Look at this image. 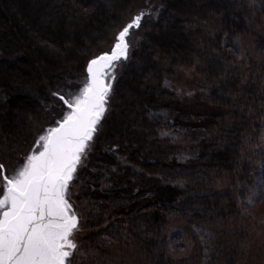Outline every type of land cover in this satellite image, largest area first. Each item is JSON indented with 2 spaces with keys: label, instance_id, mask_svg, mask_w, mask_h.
I'll return each mask as SVG.
<instances>
[{
  "label": "trees",
  "instance_id": "16d2710c",
  "mask_svg": "<svg viewBox=\"0 0 264 264\" xmlns=\"http://www.w3.org/2000/svg\"><path fill=\"white\" fill-rule=\"evenodd\" d=\"M134 1L0 0V158L28 146L46 88L109 45ZM253 8L158 0L71 183L89 264L106 238L135 264H264L252 242L264 235V10ZM244 40L256 59L239 53ZM183 69L199 77L184 103Z\"/></svg>",
  "mask_w": 264,
  "mask_h": 264
},
{
  "label": "snow or ice",
  "instance_id": "6c2138e0",
  "mask_svg": "<svg viewBox=\"0 0 264 264\" xmlns=\"http://www.w3.org/2000/svg\"><path fill=\"white\" fill-rule=\"evenodd\" d=\"M142 18L136 15L115 35L110 51L87 63L77 94L53 93L66 114L39 136L22 166L0 175V264H70L79 221L67 198L69 185L107 111L112 86L106 81L128 59V38Z\"/></svg>",
  "mask_w": 264,
  "mask_h": 264
},
{
  "label": "rangeland",
  "instance_id": "374dc122",
  "mask_svg": "<svg viewBox=\"0 0 264 264\" xmlns=\"http://www.w3.org/2000/svg\"><path fill=\"white\" fill-rule=\"evenodd\" d=\"M245 1H247L250 6L254 7L252 13L255 12L259 13L260 9L264 10V0H245ZM157 7H158V0H135L131 8L128 10V12L120 19L118 32L122 30V28L127 23H129L136 15H139L141 13L143 14L140 28L131 30V34L128 38V42H129L128 59L131 55V52L134 50V48L136 47L137 43L141 38V34L143 33L144 30L143 28L145 24L155 15ZM261 21L264 22V13L261 14ZM118 32L116 34H118ZM113 42H114V38L112 39L109 45L107 44L106 46L102 47L96 54H92L91 56H89L86 62L81 67L67 68L64 71L60 72L55 77L52 85L46 88L43 97L40 100V108L43 118L41 121V125L38 128H36L32 140H30L28 146L24 148L18 154V156L0 158V165L4 166L2 172H0V175L11 176L15 170H17L20 166H22L23 163L25 162L26 156L29 155L33 149H35L36 141L38 140L39 136L45 134L48 128L56 126V122L59 119H62V117L66 114L67 112L66 106L63 105V102L60 101L57 96H54L53 93L64 95L66 98L70 95L77 94L86 81L87 63L91 59L95 58L97 55L103 52L110 51ZM238 51L240 54L246 53L247 56L253 57L254 59L258 57L255 51L253 50L250 40H244L242 45L240 44ZM128 59L124 61H120L114 70L115 78L106 81L107 83H111L112 89L116 82V79L124 70V67ZM197 79L199 80V77L192 70L183 69L178 72L177 76L173 80V87L181 102H183L185 99H188V97L191 94H193L192 82L194 83ZM111 95H112V91L109 100L111 98ZM109 107H110V101H108L107 111L105 112L104 117L102 118L100 124L98 125V131L96 132L93 140L90 142V146L87 150L86 156L82 160V164L86 161V158L89 155L94 145L95 139L99 136V134L103 130L104 122L106 120ZM195 109H196L195 107L192 108L188 107L189 112L195 111ZM71 183L69 185L67 198L69 203L72 205L73 211H75V213L77 214L79 221L78 224L79 230L75 232L73 236V240L77 244V248L76 250L73 251L72 255L69 257V262L70 264H82L81 260L83 259L85 260L83 264H89L91 262L90 258H95V256H97V253L96 251H92L93 249H91L88 245L84 246L83 244H81V240L86 236V230H83L81 228V222L83 221V214L81 213L80 208L77 207L76 204H74L71 198ZM2 192H3V187H2V183H0V194H2ZM259 207H260L259 208L260 212L264 211V204ZM255 210H258V208H255ZM189 238L190 236L187 235L184 231L181 230L179 232L180 242L183 243L184 245H190L191 242ZM252 242L254 245H256L255 248H257L262 242L264 243V235L260 234V236L254 238ZM103 244H104L103 248L106 252L104 253V255L101 254L100 258L94 264H135V259H131L130 257H128L129 256L128 252L130 249L128 250V252L124 253L123 251L119 250L116 247V244L110 241L109 238L104 239Z\"/></svg>",
  "mask_w": 264,
  "mask_h": 264
}]
</instances>
